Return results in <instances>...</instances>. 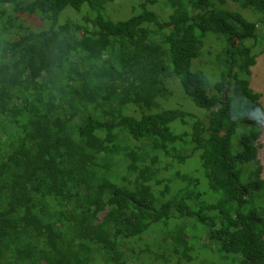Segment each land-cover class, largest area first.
<instances>
[{"label":"trees","instance_id":"trees-1","mask_svg":"<svg viewBox=\"0 0 264 264\" xmlns=\"http://www.w3.org/2000/svg\"><path fill=\"white\" fill-rule=\"evenodd\" d=\"M112 3L0 0V264H143L161 239L169 261L262 264L264 0Z\"/></svg>","mask_w":264,"mask_h":264},{"label":"rangeland","instance_id":"rangeland-1","mask_svg":"<svg viewBox=\"0 0 264 264\" xmlns=\"http://www.w3.org/2000/svg\"><path fill=\"white\" fill-rule=\"evenodd\" d=\"M135 3L139 5H145L146 0H114V6L115 9L111 10V14L114 15V17L117 18H124L127 17L130 14V11L128 12L125 10V7L127 6H133ZM231 4L232 6H236L234 4ZM129 8V7H127ZM241 13L248 18L251 21L257 22V24L260 23L263 19V15L260 12H257L252 9H243L241 10ZM66 17H72V13H66ZM213 20V19H212ZM207 41L205 44V48L203 49L202 55L198 56L194 61L193 65L195 64L196 68H203L207 74L209 75L211 81H215L216 78L218 77V68L219 64L215 60L214 53L219 51V49L223 48L224 45V38L222 35H217L216 33H209L207 35ZM263 42V41H262ZM264 49V45H260L257 50ZM194 68V66H193ZM194 68V69H196ZM250 87L255 91L260 93V103H261V113H260V118L257 121V125L260 127V136L258 139L259 142V148H258V159L261 164V173L260 177L264 180V51L260 53L256 57V63L251 67V76H250ZM180 96L178 95V92L176 91L174 101H179L180 102ZM132 165V161L130 162L129 166ZM179 166V165H178ZM188 170L189 167L185 166ZM179 167L174 169L172 172H166L164 175L168 180H171L175 177L173 173L175 171H178ZM147 178V174L144 172H141L138 177L139 182H143ZM243 179V178H242ZM245 182L248 180V177H246ZM186 237L184 238V241H186L185 244H188L189 242L192 243L193 247L194 245L201 248V244L203 242L207 241L208 235L206 234L205 228L198 224H190L186 230ZM190 243V244H191ZM167 243L165 240L161 239V242L155 249L153 248V251H148V253L143 254L142 262L143 264H187V263H181L178 262L176 259H173L172 261L168 260V255H170L168 251V247L166 246ZM196 247H194L195 249ZM151 250V248H149ZM173 254V253H172ZM197 256V255H196ZM264 256V255H263ZM192 264H212V263H217L218 262V256L212 255L210 250H206L201 253L200 256L195 257L193 260H191ZM262 264H264V260L262 259ZM147 262V263H146Z\"/></svg>","mask_w":264,"mask_h":264}]
</instances>
